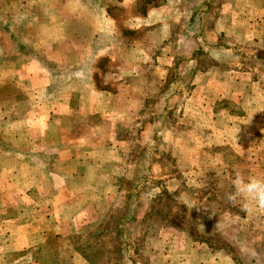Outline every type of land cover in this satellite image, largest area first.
<instances>
[{"label": "rangeland", "instance_id": "374dc122", "mask_svg": "<svg viewBox=\"0 0 264 264\" xmlns=\"http://www.w3.org/2000/svg\"><path fill=\"white\" fill-rule=\"evenodd\" d=\"M55 20L72 51L44 49L46 87L78 105L66 122L77 167L54 203L38 193L25 207L42 262L264 264V210L226 198L238 176L264 178V0H0V43ZM19 86L0 85V104ZM26 111L0 107V138L2 117Z\"/></svg>", "mask_w": 264, "mask_h": 264}, {"label": "crops", "instance_id": "0c3cea01", "mask_svg": "<svg viewBox=\"0 0 264 264\" xmlns=\"http://www.w3.org/2000/svg\"><path fill=\"white\" fill-rule=\"evenodd\" d=\"M31 25L33 28H40L42 34L37 35L39 39L31 36L30 26L21 25L18 26L19 31L24 33L18 35L17 40L13 41L8 36L5 43H0V85L17 84L19 81L24 84L18 87L23 93L21 99L5 97L0 107L18 109L21 103L27 105V111L22 116L5 119L2 117L1 120L3 136L0 140L3 144L0 146V157L10 156L14 161L0 170V189L2 188L0 205L4 210V212L0 210V222L3 226L9 224L11 228H7L8 234L0 237V264H44L40 257L43 247L38 245L42 241L40 222L36 221V216H34L35 220H31L28 216L26 218L27 205H33L34 194L38 193H41L42 200H46L47 204L50 201L54 203L53 201L61 197L62 189L73 185L77 167L76 163L71 165V163L68 164L69 159L67 160L71 157L69 156L72 151L70 142L73 136L70 135L71 129L66 122L72 108L78 105L70 99L72 94L69 96L66 91H63L66 93L60 96L61 102L57 100L59 96L56 88H53L51 94L50 87L48 89L46 85L51 81V74L47 69L50 72L52 70L49 65L47 67L43 63L52 59L50 55L43 56L44 49L47 47L51 48V54H57L62 46H65L69 53L72 51V45L67 37V26L57 20L38 26ZM24 34L27 36H23ZM27 37H31L30 42L27 41ZM28 42L34 53L21 52L20 46ZM72 61L71 58L69 62ZM258 106L261 108L264 104L259 103ZM61 118H66V121ZM9 142H12L13 146L8 145ZM4 143L8 147L3 146ZM24 144L30 148L28 149ZM57 156L61 161L59 165H57ZM91 168L90 165L84 164L83 174L87 176ZM3 173H6L10 179L9 182ZM4 180L6 186H3ZM4 187L18 195L17 201L4 198ZM63 203L67 204V201ZM9 205L13 206L12 208L15 207L17 209L15 214H19L18 216L24 219L5 214V211L11 209ZM4 222L8 223L4 225Z\"/></svg>", "mask_w": 264, "mask_h": 264}, {"label": "clouds", "instance_id": "9594fccd", "mask_svg": "<svg viewBox=\"0 0 264 264\" xmlns=\"http://www.w3.org/2000/svg\"><path fill=\"white\" fill-rule=\"evenodd\" d=\"M234 191L226 198L232 202H241L242 210L248 211L250 207L255 210H264V178L238 176L233 182Z\"/></svg>", "mask_w": 264, "mask_h": 264}]
</instances>
